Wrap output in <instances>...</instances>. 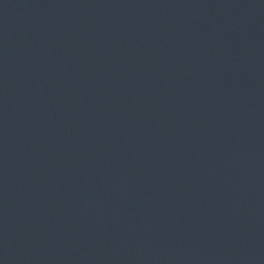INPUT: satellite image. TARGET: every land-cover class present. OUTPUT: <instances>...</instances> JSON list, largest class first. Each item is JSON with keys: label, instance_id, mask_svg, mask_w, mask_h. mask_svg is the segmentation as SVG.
<instances>
[{"label": "water", "instance_id": "water-1", "mask_svg": "<svg viewBox=\"0 0 264 264\" xmlns=\"http://www.w3.org/2000/svg\"><path fill=\"white\" fill-rule=\"evenodd\" d=\"M0 264H264V0H0Z\"/></svg>", "mask_w": 264, "mask_h": 264}]
</instances>
